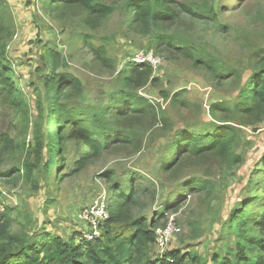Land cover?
<instances>
[{
    "label": "rangeland",
    "instance_id": "obj_1",
    "mask_svg": "<svg viewBox=\"0 0 264 264\" xmlns=\"http://www.w3.org/2000/svg\"><path fill=\"white\" fill-rule=\"evenodd\" d=\"M126 1L100 0L112 8L103 15L88 13L82 7L48 11L42 7L43 0H0L5 3L3 26L9 32L2 36L3 56L12 68L13 82L23 100L16 106L9 102L8 95L0 98V140L7 136L12 142V146L0 150V212L5 207L16 208L21 212L17 220L21 224L31 222L33 230L43 227L64 240L75 234L77 240L84 239L92 226L82 220V213L103 192L110 217V180L104 173L112 172L113 182L123 188H128L132 174H138L141 179L136 186L137 204L132 205L130 214L146 218L158 215L161 219L154 231L170 221V217L176 227L166 249L162 251L155 241L150 256L162 258L168 251H188L198 254L203 264H211L212 256L234 247L235 238L229 227L233 209L256 196L251 204L252 214L258 215L254 218L264 214V120L241 125L232 118L228 121L238 133L230 158L217 152L199 157L190 154L171 169L161 168L165 159H169L168 146L176 132L189 127L199 132L208 121L218 123L213 118L209 120L206 113L213 101L237 93L236 81L216 82L191 57L154 50L162 59V65L151 75L158 81L150 79L136 91L156 107L157 113L163 114L168 124L164 125L159 116L154 119L140 116L126 124L112 125L115 129L110 136L114 139L109 147L99 154L87 149L83 157L77 151L79 144L68 137L69 131L65 135L68 138L63 139L68 142L62 143L59 151L62 161L51 165L50 171L56 172L47 175L49 125L45 111L51 101L43 79L51 69L44 60L46 50L52 48L61 56L57 72L72 74L81 82L80 94L71 92L63 103L68 107L102 106L120 90L119 72L124 63L148 44L147 36L129 26ZM173 1L178 17L163 25L160 33L179 41L196 56L213 59L219 71L235 70L243 76L253 70L255 56L264 55V0ZM178 4L189 6L197 15L183 13ZM93 48H103L111 64L94 59ZM175 93H180L184 104H172ZM39 100L45 110L42 120L36 113ZM116 129L129 135L131 141L115 142ZM38 134L44 147L36 162L32 149ZM14 168H18L19 175L13 172ZM30 169L31 173L26 174ZM256 170L262 175L255 174ZM193 178L209 180L215 189L209 196L184 189L185 180ZM172 203L178 205L170 208ZM163 213L164 217H160ZM104 222L100 223L94 240L101 236Z\"/></svg>",
    "mask_w": 264,
    "mask_h": 264
},
{
    "label": "trees",
    "instance_id": "obj_2",
    "mask_svg": "<svg viewBox=\"0 0 264 264\" xmlns=\"http://www.w3.org/2000/svg\"><path fill=\"white\" fill-rule=\"evenodd\" d=\"M4 4L0 2V98H7L8 95L9 102L18 106V103L22 104L23 100L13 82L12 68L3 56L5 41L2 36L9 34L3 26L1 17ZM173 4V0L126 1L125 12L128 15L129 26L142 36L149 38L143 52H152L155 56L159 55L154 50L177 52L191 57L195 64L210 72L213 80L217 82L232 79L236 81L239 89L234 96L232 94L225 100L213 101L210 104L206 113L207 118L209 120L213 118L218 123L208 121L199 132L189 127L173 135L167 151L169 159H165L162 170L177 166L190 154L193 157H199L206 153L217 152L223 158H230L238 133L228 121L232 118L241 125L245 122L254 124L264 120V55L255 56L253 70L243 76L238 75L235 70L219 71L213 59L196 56L191 50H186L179 41L160 33L163 25L170 24L178 17V10ZM42 7L47 8L48 11L60 8L73 10L82 7L88 13H103V15H107L112 10L103 5L100 0H43ZM177 7L183 13L197 15L187 5L178 4ZM210 11L212 12L211 9ZM81 38L84 39L86 36ZM92 51L94 59L100 63L111 64L103 48H93ZM44 60L51 69L49 76L43 79V87L46 93L50 94L48 97L51 103L45 111L39 100L36 113L40 120L43 118L44 111L47 112L48 117L49 126L46 133L49 144L45 165L48 176L56 172V170L50 171L51 165L60 164L62 161L59 151L61 144L68 142V140L63 142L65 138L70 137L72 141L79 144L77 151L82 153L80 155L83 157L87 149H92L95 154H99L109 147L114 139L110 136L112 129H115L112 125L126 124L130 119L138 120L140 116L153 119L159 116L164 125L168 124L163 114L157 113L156 107L147 98L138 95L136 91L150 79L151 82L158 81L157 78H151L153 70L148 63L138 65L130 59L127 60L119 72L122 83L120 90L115 91L109 96L107 102L98 108L90 106L81 108L68 107L63 103L69 99L71 92L80 94V80L72 74L57 72L61 65V56L54 49L46 50ZM130 85L133 88H130ZM161 94L166 98L165 93L161 92ZM179 96L180 93L173 95L172 104L175 102L184 104ZM56 117H59V120H53ZM74 125L81 126V129H76ZM116 130L115 142L127 144L131 141L129 135ZM69 131L71 134L66 137ZM4 137L0 140V150H6L12 146L7 136ZM39 137L38 134L32 149L36 162L41 158L44 147L43 140ZM234 159L237 160V158ZM13 172L19 175L18 168H14ZM29 172L31 173V169L25 173ZM255 174L262 175L258 170ZM5 175H10V171ZM104 176L110 180L109 199H111L108 203L110 217L103 223L101 236L97 240L86 241L82 238L77 240L76 234L64 240L58 234L46 231L43 227L33 230L31 222L21 224L17 220V217L21 215L19 210L5 207L0 212V264H203L198 254L193 255L188 251L173 250L164 253L162 258L159 256L152 258L150 251L156 240L154 229L161 218H158V215L146 218L142 214L135 216L130 214L132 205L137 204L136 186L139 185L137 181L141 179V176L132 174L128 179V188L114 183L112 172H105ZM183 188L203 192L209 196L215 189V185L209 180L193 178L185 180ZM254 199L256 196L242 201L240 206L233 209L229 227L235 238L234 247L226 249L227 253L220 251L212 256L211 264H264V214L261 218H254L258 216L252 214L251 210ZM170 205H172L170 208H174L178 203ZM16 210L17 213L13 215ZM163 215L164 213L160 217H164ZM15 226L18 227L16 231L13 230Z\"/></svg>",
    "mask_w": 264,
    "mask_h": 264
},
{
    "label": "built area",
    "instance_id": "obj_3",
    "mask_svg": "<svg viewBox=\"0 0 264 264\" xmlns=\"http://www.w3.org/2000/svg\"><path fill=\"white\" fill-rule=\"evenodd\" d=\"M131 62L141 65L144 63H148L153 71H155L158 67H160L162 63V59L159 56H155L152 52H140L135 54L131 58ZM1 182V178H0ZM106 196L103 192L98 199L85 209L82 213V220L92 226V230H88V234H84L83 237L86 241H94L97 236V229L101 222L108 220L109 215L107 209L105 207ZM171 220L173 217H170ZM167 221V223L163 227H159L155 230L156 234V243L158 248L164 251L170 241V238L176 231V227L174 222ZM97 226V227H96Z\"/></svg>",
    "mask_w": 264,
    "mask_h": 264
}]
</instances>
